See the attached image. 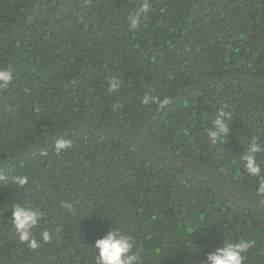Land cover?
I'll use <instances>...</instances> for the list:
<instances>
[{
  "label": "trees",
  "instance_id": "trees-1",
  "mask_svg": "<svg viewBox=\"0 0 264 264\" xmlns=\"http://www.w3.org/2000/svg\"><path fill=\"white\" fill-rule=\"evenodd\" d=\"M0 68L13 77L0 264H97L111 229L142 264H211L240 240L244 264H264L261 176L244 159L253 140L264 149V0H0ZM221 110L229 132L213 144ZM256 161L264 175V150ZM15 204L42 214L36 249L14 231Z\"/></svg>",
  "mask_w": 264,
  "mask_h": 264
},
{
  "label": "clouds",
  "instance_id": "clouds-1",
  "mask_svg": "<svg viewBox=\"0 0 264 264\" xmlns=\"http://www.w3.org/2000/svg\"><path fill=\"white\" fill-rule=\"evenodd\" d=\"M141 11H147V4L144 5ZM135 24V20H133ZM12 73L0 68V87L7 86L12 80ZM120 87V81L112 78L109 81V92L116 91ZM150 102H155L154 97L145 95L142 103L147 105ZM169 103V99L165 98L159 101V106L164 107ZM230 114L221 110L218 117L214 120V125L218 131L209 129V136L212 138L213 144L217 139L226 136L229 132L228 123L221 118ZM57 150L67 147V142L58 140L56 143ZM261 145H257L255 140L252 141L249 155L244 157L248 161L247 172L252 176H261V183L258 191L264 193V175H262V168L256 161V153L262 151ZM18 186H23L27 183L26 176L13 177ZM11 224L14 225V231L21 242H25L30 248L36 249L39 247L38 241L32 238V230L37 225L41 213L33 212L27 207L20 205H12ZM70 207V206H69ZM43 241L47 242L51 239L48 232L42 233ZM97 250V264H142L141 258L138 255H131L135 247L131 236L122 234L116 229L109 230L103 238L97 239L94 244ZM251 247L250 242L240 240L239 242H229L223 248L218 249L217 255H210L208 260L211 264H244L245 257L241 253L246 252Z\"/></svg>",
  "mask_w": 264,
  "mask_h": 264
}]
</instances>
